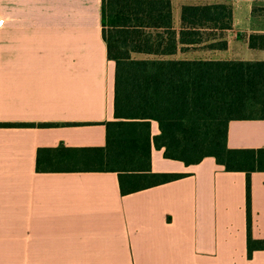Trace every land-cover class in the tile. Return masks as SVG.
Here are the masks:
<instances>
[{
	"label": "crops",
	"instance_id": "crops-1",
	"mask_svg": "<svg viewBox=\"0 0 264 264\" xmlns=\"http://www.w3.org/2000/svg\"><path fill=\"white\" fill-rule=\"evenodd\" d=\"M101 3L0 0V124H34L0 126V264H264V249L247 256L246 175L212 157L187 166L153 147L151 172L183 176L126 195L115 172L36 170L39 149L105 146L115 65ZM212 4L232 22L210 60L264 61L246 42L264 34V1L171 0L173 29L183 6ZM226 143L264 149V119L229 121ZM250 207L264 240V172L250 175Z\"/></svg>",
	"mask_w": 264,
	"mask_h": 264
},
{
	"label": "trees",
	"instance_id": "trees-1",
	"mask_svg": "<svg viewBox=\"0 0 264 264\" xmlns=\"http://www.w3.org/2000/svg\"><path fill=\"white\" fill-rule=\"evenodd\" d=\"M253 12L264 16V7ZM231 22L230 5L183 6L176 32L171 0H102V37L115 65L114 119L106 123L105 146L39 149L36 170L115 172L126 195L183 176L151 172L153 147L187 166L212 157L227 172L245 173L247 256L264 249V240L250 235V175L264 172V149L226 143L229 121L264 119V61L170 58L204 44L226 49L223 33ZM246 42L264 50V34H250ZM152 122L159 130L154 136Z\"/></svg>",
	"mask_w": 264,
	"mask_h": 264
},
{
	"label": "rangeland",
	"instance_id": "rangeland-1",
	"mask_svg": "<svg viewBox=\"0 0 264 264\" xmlns=\"http://www.w3.org/2000/svg\"><path fill=\"white\" fill-rule=\"evenodd\" d=\"M180 54V53H179ZM184 58H194V59H210L212 54L210 49H208L205 44L195 46L193 48H188L184 53L180 54Z\"/></svg>",
	"mask_w": 264,
	"mask_h": 264
}]
</instances>
